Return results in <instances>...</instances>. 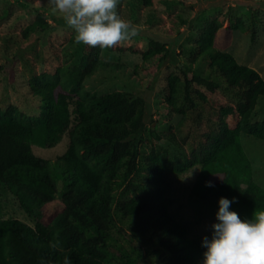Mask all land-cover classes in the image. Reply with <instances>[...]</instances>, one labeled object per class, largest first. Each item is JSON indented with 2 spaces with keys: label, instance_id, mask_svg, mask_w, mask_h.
<instances>
[{
  "label": "trees",
  "instance_id": "obj_1",
  "mask_svg": "<svg viewBox=\"0 0 264 264\" xmlns=\"http://www.w3.org/2000/svg\"><path fill=\"white\" fill-rule=\"evenodd\" d=\"M139 1L150 5L153 0ZM221 25L219 15L206 19L195 40L198 54L208 56L215 79L190 75L185 69L182 78L176 73L167 76L166 99L183 114L177 128L187 115L177 106L181 92L191 111L202 109L192 95L194 85L201 87L196 89L198 102L217 113L214 126L188 152L176 131L167 135L170 142L165 146L159 143L164 135L153 127L145 133L144 96L124 89L97 93L85 88V80L100 65H118L103 59L98 46L75 43L65 47L63 63L51 71L30 73L27 87L32 100L24 106L0 104V181L35 221L34 225L14 221L3 230L6 264H63L65 255L70 264H147L134 237L155 245L163 264H201L203 237L190 235L187 223L169 210L167 171L180 173L198 167L191 193L204 200L223 196L233 201L230 210L241 219H250L254 210H264V187L254 180L252 162L241 141V133L264 141V119H253L258 100L264 97V78L254 67L214 45ZM230 25L245 30L239 16ZM52 29L43 13L37 12L23 34ZM250 36L254 40V29ZM169 51L165 40L151 38L142 55L163 59ZM221 96L225 100L220 101ZM232 114L238 116L233 126L227 120ZM63 136L65 149L54 158L32 148L34 144L53 147ZM146 139L157 143L152 142L142 154ZM141 164L147 171L146 192L117 197L119 177H132ZM132 181L128 187L137 188ZM207 181L213 186H206ZM115 217L131 221L132 234L117 225ZM113 227L129 247L113 235ZM50 242L58 247H50Z\"/></svg>",
  "mask_w": 264,
  "mask_h": 264
},
{
  "label": "rangeland",
  "instance_id": "obj_2",
  "mask_svg": "<svg viewBox=\"0 0 264 264\" xmlns=\"http://www.w3.org/2000/svg\"><path fill=\"white\" fill-rule=\"evenodd\" d=\"M37 12L43 13L53 29L48 33L32 31L25 36L24 28L35 19ZM117 12L121 19L131 21L139 29V35L116 47L102 49L101 57L118 65H100L85 80L84 86L97 93L124 89L144 96L147 100L145 133L149 127H153L157 133L163 134V139L159 140L162 146L169 145L170 137L167 135L176 131V138L188 152L215 124L217 113L198 102L196 89H201L200 86L192 87L196 103L202 106L197 111L201 113L199 119L195 118L197 113L187 107L183 93L179 94L177 106L185 109L187 115L178 128L176 125L183 114L174 110L166 99L167 76L170 73L182 78V69H185L190 75L216 78L209 67L208 56L198 54L195 44L201 24L206 19L221 16L222 25L216 31L214 45L232 53L238 62L254 67L264 78V0H153L150 5H143L139 0H119ZM236 16L244 20V31L231 28L232 19ZM252 29L255 30L254 40L250 36ZM74 35L62 14L55 11L47 0H0V104L24 106L25 101L32 100L34 96L27 87L30 73L51 71L63 63V50L75 45ZM158 37L168 43L169 54L163 59L159 55L144 59L142 50L148 48L151 38ZM221 99L225 100V97L221 96ZM237 119L236 114L227 117L231 126L235 125ZM253 119H264V97L258 100ZM241 141L252 162L253 178L264 187V141L245 133H241ZM66 142L63 136L53 147L34 144L32 148L39 155L54 158L65 149ZM152 142L157 143L146 139L141 147L142 154L148 151ZM190 172L191 176H186ZM197 172L198 167L180 173L165 172L167 192L171 198L169 210L175 218L187 223L190 235L210 237L211 225L217 222L215 213L219 207L218 199L204 200L191 193ZM118 181L120 185L115 188L117 197L128 198L145 193L146 166L141 164L132 177L124 180L119 177ZM131 181L138 187L129 188L127 184ZM14 221L30 225L35 222L0 181V264L7 263L2 254L1 234ZM127 221L115 217L116 224L132 234L129 227L132 222ZM111 230L119 242L129 247L116 227ZM143 239L134 237L133 243L141 244L145 262L163 264V255L159 257L161 253L158 248ZM138 264L145 263L140 261Z\"/></svg>",
  "mask_w": 264,
  "mask_h": 264
},
{
  "label": "clouds",
  "instance_id": "obj_3",
  "mask_svg": "<svg viewBox=\"0 0 264 264\" xmlns=\"http://www.w3.org/2000/svg\"><path fill=\"white\" fill-rule=\"evenodd\" d=\"M62 14L75 35L76 44L101 49L113 48L139 35L131 21L120 18L119 0H48ZM191 176V172L186 175ZM206 186H213L211 181ZM233 201L218 199L211 236H204L201 264H264V210H254L250 219H241L230 210ZM50 247L58 244L50 242ZM63 264H70L65 255Z\"/></svg>",
  "mask_w": 264,
  "mask_h": 264
}]
</instances>
